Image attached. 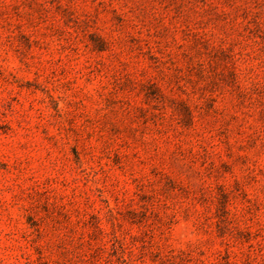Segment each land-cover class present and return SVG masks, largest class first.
<instances>
[{
	"label": "rangeland",
	"instance_id": "1",
	"mask_svg": "<svg viewBox=\"0 0 264 264\" xmlns=\"http://www.w3.org/2000/svg\"><path fill=\"white\" fill-rule=\"evenodd\" d=\"M0 264H264V0H0Z\"/></svg>",
	"mask_w": 264,
	"mask_h": 264
}]
</instances>
